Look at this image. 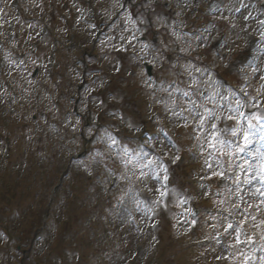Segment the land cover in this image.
Wrapping results in <instances>:
<instances>
[{
  "label": "rangeland",
  "instance_id": "rangeland-1",
  "mask_svg": "<svg viewBox=\"0 0 264 264\" xmlns=\"http://www.w3.org/2000/svg\"><path fill=\"white\" fill-rule=\"evenodd\" d=\"M124 1L21 0L22 9L31 3L30 21L0 9L3 52L13 23L22 46L13 50L35 54L0 56V207L23 244L19 252L7 246L3 216L0 264H261L264 139L255 132L247 153L220 155L207 147L210 122L201 128L197 113L219 115V128L246 124L227 119L237 116V100L245 117L264 114V0H130L122 13ZM116 14L99 42L97 25ZM41 26L60 42L54 76L43 70L44 49L54 46L38 35ZM81 38L87 48L99 42L97 61L81 57ZM72 42L74 59L64 50ZM168 172L164 198L159 184ZM228 224L252 241L237 243Z\"/></svg>",
  "mask_w": 264,
  "mask_h": 264
},
{
  "label": "snow or ice",
  "instance_id": "snow-or-ice-1",
  "mask_svg": "<svg viewBox=\"0 0 264 264\" xmlns=\"http://www.w3.org/2000/svg\"><path fill=\"white\" fill-rule=\"evenodd\" d=\"M185 96L188 93H184ZM195 105V101L192 102ZM236 108L233 109L237 113V116L234 117L231 114L227 117L228 120H239V121H246L240 122L237 126L227 127V128H219L214 123L215 120L220 119L221 117L216 113H213L211 110L205 109V113H197L198 116L201 117L200 119V127L204 128L206 122H210V130L208 131L205 139L207 140V147L212 149L213 152H218L220 155H235L236 153H247V149L249 144L251 143V134L253 132H257L260 134L261 138L264 139V114L260 113H253L251 116L245 117L243 112H241V108L244 107V104L241 103L240 100L236 102ZM199 107V106H196ZM252 107H258V105L253 104ZM255 121V123H253ZM107 138L113 144H117L118 141L115 137L111 136V134H107ZM127 153V150L125 149ZM211 155V153H210ZM175 160H179L180 157H174ZM264 160V157L261 158ZM155 162H151L150 164L146 165L151 167V164ZM159 168V165L156 166ZM163 171L166 173L167 169L164 168ZM260 173L261 179H264V163L260 166ZM153 175H156L159 178V171L154 170ZM214 175L223 177V172H215ZM164 179H167L165 175ZM161 197L166 195L165 192L160 193ZM159 203V201H157ZM255 219V218H253ZM264 224V222H261ZM227 227L232 229L233 232L237 233L235 236L237 243H248L252 241L251 237H247L246 240H241L242 229L239 225H232L228 224ZM261 239L264 240V232L261 233ZM264 247V245H262ZM247 259H251V257H247ZM261 264H264V256L260 257Z\"/></svg>",
  "mask_w": 264,
  "mask_h": 264
}]
</instances>
